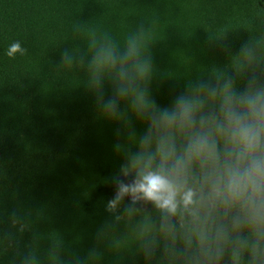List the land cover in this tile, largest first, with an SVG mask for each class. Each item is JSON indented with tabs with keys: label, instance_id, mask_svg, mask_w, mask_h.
Wrapping results in <instances>:
<instances>
[{
	"label": "trees",
	"instance_id": "trees-1",
	"mask_svg": "<svg viewBox=\"0 0 264 264\" xmlns=\"http://www.w3.org/2000/svg\"><path fill=\"white\" fill-rule=\"evenodd\" d=\"M225 86L264 92V0H0V264H264V229L202 248L190 217L107 206L152 117L181 96L218 112Z\"/></svg>",
	"mask_w": 264,
	"mask_h": 264
},
{
	"label": "clouds",
	"instance_id": "clouds-1",
	"mask_svg": "<svg viewBox=\"0 0 264 264\" xmlns=\"http://www.w3.org/2000/svg\"><path fill=\"white\" fill-rule=\"evenodd\" d=\"M26 52L19 42L9 55ZM139 55L136 37H130L124 59ZM109 49L95 58L98 66L114 65ZM141 75L149 65H139ZM210 95H217L210 90ZM139 107L147 101L136 97ZM116 114V103L103 104ZM108 209L129 197L149 202L167 216L190 217L189 242L200 247L222 240L229 226L264 229V92L235 97L229 86L220 93L219 111L181 96L171 110L153 116L139 150L127 157Z\"/></svg>",
	"mask_w": 264,
	"mask_h": 264
}]
</instances>
